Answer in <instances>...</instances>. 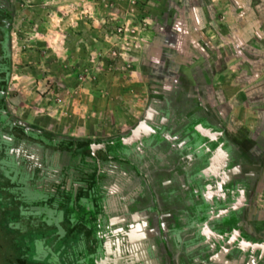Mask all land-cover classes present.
Wrapping results in <instances>:
<instances>
[{"label":"rangeland","instance_id":"1","mask_svg":"<svg viewBox=\"0 0 264 264\" xmlns=\"http://www.w3.org/2000/svg\"><path fill=\"white\" fill-rule=\"evenodd\" d=\"M9 4L4 99L14 118L99 138L136 124L153 83L177 84L252 154L259 179L250 222L264 226V0ZM8 195L0 190V264H62L61 255L43 253V245L58 251L62 236L20 222Z\"/></svg>","mask_w":264,"mask_h":264},{"label":"flooded vegetation","instance_id":"2","mask_svg":"<svg viewBox=\"0 0 264 264\" xmlns=\"http://www.w3.org/2000/svg\"><path fill=\"white\" fill-rule=\"evenodd\" d=\"M10 7L0 0V79ZM15 120L38 134L10 135L1 121V168L19 189L16 201L8 197L20 222L54 228L72 259L98 264L112 250L116 264H264V226L250 222L259 179L252 154L177 84L153 83L136 124L108 136ZM141 121L147 128L133 136Z\"/></svg>","mask_w":264,"mask_h":264},{"label":"trees","instance_id":"3","mask_svg":"<svg viewBox=\"0 0 264 264\" xmlns=\"http://www.w3.org/2000/svg\"><path fill=\"white\" fill-rule=\"evenodd\" d=\"M7 59L5 60V67L3 69L2 72V78L0 79V124L1 121L6 122V120H8V124L10 125V135H12L13 133L18 134L21 131H24V133L26 134H32V135H36L38 134L37 131H35L34 129H24L25 125L20 123L19 121L15 120L14 122L12 121L13 116L11 114H9L8 116L2 114V111L4 108H6L5 105V101L3 99V94L2 91H5L6 88V84L8 81V75L10 72V59L8 57V53L6 52ZM7 123V122H6ZM2 125V124H1ZM4 125V123H3ZM43 138V137H42ZM44 139V138H43ZM6 141L4 137H2V131H0V190H7L9 192V194L14 197V201H16L17 195L19 193V189L17 187L16 182L11 181V179L9 178V186H7V184L5 183V174H3V170L1 168V161L2 158L5 157V149H3V142ZM12 166V165H11ZM17 202H13V205L16 209V213H17V217H18V212H17ZM27 213H29L30 217L32 218L33 215L31 213L32 210H29V208H27ZM59 235V234H58ZM34 245L36 246L35 248L38 249L39 247V241L38 239L34 240ZM65 247L66 245L61 244L58 248V251L56 252H51V250H49L50 246L47 245H43L44 248V254H46L49 258V260H53V257L55 254H62V264H68V262L70 261V264H78L79 260L77 258L72 259L71 257H69V255L66 254L65 251ZM37 251V250H36ZM37 255V253L35 254ZM64 259V260H63ZM59 260V259H58Z\"/></svg>","mask_w":264,"mask_h":264},{"label":"water","instance_id":"4","mask_svg":"<svg viewBox=\"0 0 264 264\" xmlns=\"http://www.w3.org/2000/svg\"><path fill=\"white\" fill-rule=\"evenodd\" d=\"M147 128V125L145 124L144 121H141L139 124H137L135 126V128H133L132 130V135L133 136H139L141 130H145ZM114 252L112 250H110L106 256L98 262V264H116V262L114 261ZM121 264H131L129 262H124V263H121Z\"/></svg>","mask_w":264,"mask_h":264}]
</instances>
